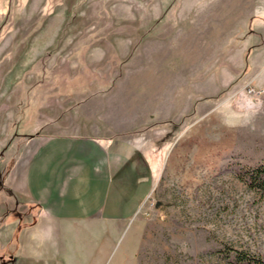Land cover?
Segmentation results:
<instances>
[{
	"label": "rangeland",
	"instance_id": "obj_1",
	"mask_svg": "<svg viewBox=\"0 0 264 264\" xmlns=\"http://www.w3.org/2000/svg\"><path fill=\"white\" fill-rule=\"evenodd\" d=\"M56 33L36 69L67 43L53 67L59 97L80 92L74 102L97 119L112 103L116 123L136 125L122 137L138 138L155 165L133 225L137 264H238L242 252L264 261V200L237 177L264 164V0H0L1 94L26 38ZM39 107L21 111L0 141V206H14L0 226L8 208L26 213L2 182L31 149Z\"/></svg>",
	"mask_w": 264,
	"mask_h": 264
},
{
	"label": "crops",
	"instance_id": "obj_2",
	"mask_svg": "<svg viewBox=\"0 0 264 264\" xmlns=\"http://www.w3.org/2000/svg\"><path fill=\"white\" fill-rule=\"evenodd\" d=\"M232 12L228 9V15ZM233 20L229 17L227 23ZM55 36L26 38L4 74L9 83L3 88L5 97L0 91V141L9 123L21 119V111L37 102L40 107L31 149L15 154L2 182V191L26 213L15 216L8 208L3 216L0 264H137L140 233L133 225L151 193L155 165L138 138L122 137L136 125L129 120L116 123L112 103L102 105L108 115L112 111L110 117L97 119L83 113L85 101L74 102L80 92L73 90L67 102L59 97L53 67L68 52L67 43L46 60L51 68L36 69L55 47L58 33ZM90 54L88 49V58ZM77 73L73 70L72 76ZM90 89L88 85L82 92ZM115 91L114 85L108 94ZM3 153L0 150V158ZM6 207L14 208L11 201L1 205L0 217ZM123 235L127 240L120 246Z\"/></svg>",
	"mask_w": 264,
	"mask_h": 264
},
{
	"label": "trees",
	"instance_id": "obj_3",
	"mask_svg": "<svg viewBox=\"0 0 264 264\" xmlns=\"http://www.w3.org/2000/svg\"><path fill=\"white\" fill-rule=\"evenodd\" d=\"M237 177L255 196L264 200V164L253 168H242ZM235 261L238 264H264L260 258L247 255L244 252L236 254Z\"/></svg>",
	"mask_w": 264,
	"mask_h": 264
}]
</instances>
